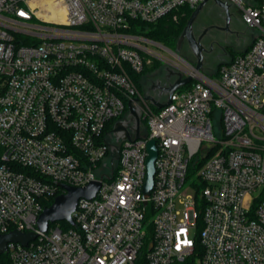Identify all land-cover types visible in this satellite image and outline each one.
Segmentation results:
<instances>
[{
	"label": "built area",
	"instance_id": "built-area-1",
	"mask_svg": "<svg viewBox=\"0 0 264 264\" xmlns=\"http://www.w3.org/2000/svg\"><path fill=\"white\" fill-rule=\"evenodd\" d=\"M202 1L0 0V234H36L8 242L0 264H264V0H227L255 32L217 75L170 60L194 81L164 106L131 75L143 53L166 59L131 26ZM129 102L139 135L129 124L116 140ZM91 181L74 225L37 228L60 183Z\"/></svg>",
	"mask_w": 264,
	"mask_h": 264
},
{
	"label": "water",
	"instance_id": "water-1",
	"mask_svg": "<svg viewBox=\"0 0 264 264\" xmlns=\"http://www.w3.org/2000/svg\"><path fill=\"white\" fill-rule=\"evenodd\" d=\"M209 0H204L199 3L191 12L190 16L188 17L184 28L179 36L178 43L186 37L194 56L196 57V63L193 69L197 72L202 71L203 66V47L200 45L199 40L194 38L192 33V24L194 20L199 15L200 11L204 8L205 4ZM217 6L223 8L228 13V5L225 0H211ZM191 65V64H190ZM172 74L176 75V78L172 83H170L164 90L166 94L165 101H158L153 98L152 95L146 94L144 96L145 100L150 101L156 108H160L165 104L170 102V97L172 93L178 89L179 87L187 84L192 80V76L187 75L183 76L181 72L174 71L173 69L167 67ZM129 108V115L132 117L134 123L131 125V129L135 132L136 137L139 135L141 119H140V112L137 107L132 105L131 102L128 103ZM126 121H117L112 128V134L118 139H130V133L128 131ZM111 147L114 148L115 146L111 144ZM209 147V145H207ZM147 157L145 162V182L143 185V193L145 195L149 194L150 189L153 186V175L155 172L154 161L157 156V148L155 145V140L150 139L146 145ZM205 153L201 154V157H204ZM59 186L62 188L63 192L54 196L53 201L50 205L45 206L41 213L37 218V228L40 231H45L49 225V223L54 221H66L70 225H74V221L72 219V213L76 207L77 200L79 198H92L94 197L95 193L97 192L100 182L99 181H91L87 183L85 186H71L67 184L60 183ZM34 232H21L17 230H12L4 234H0V253H2L6 249V244L8 242H19L23 245H26L28 241L32 240L35 237Z\"/></svg>",
	"mask_w": 264,
	"mask_h": 264
},
{
	"label": "flooded vegetation",
	"instance_id": "flooded-vegetation-1",
	"mask_svg": "<svg viewBox=\"0 0 264 264\" xmlns=\"http://www.w3.org/2000/svg\"><path fill=\"white\" fill-rule=\"evenodd\" d=\"M225 1L228 5V13L223 8L214 4V11L212 14L204 13V16L202 14V11L204 10L203 8L192 24V33L194 38L199 40L200 45L203 47V65L209 57L210 61L213 62L215 58H219V55H227L228 52L226 47L235 43L237 38H239L238 30L243 27L247 28L245 24L239 23L240 21H238V19H241V17L234 5L227 0ZM200 14L203 16H200ZM199 17H204V20H200ZM178 40L179 37L177 38L175 44L178 51L183 54L194 55L186 37H184L179 43ZM175 78L176 75L172 74V72L167 68H164V72L162 74L152 78H147L142 92L143 97L148 94L152 95L153 98L158 101H165L166 94L164 90L174 81ZM146 101L149 106L155 107L150 101ZM126 123L127 125L134 123L131 116Z\"/></svg>",
	"mask_w": 264,
	"mask_h": 264
},
{
	"label": "rangeland",
	"instance_id": "rangeland-1",
	"mask_svg": "<svg viewBox=\"0 0 264 264\" xmlns=\"http://www.w3.org/2000/svg\"><path fill=\"white\" fill-rule=\"evenodd\" d=\"M246 3L248 4H254L253 0H244ZM214 3L209 0L207 2V4L204 6V10L202 11V14L205 16L204 13H208V14H212L214 11ZM200 14V16L202 15ZM202 15V16H203ZM177 18V14L173 13L172 19H176ZM200 18V17H199ZM204 17L200 18V20H204ZM238 21H240L239 23L244 24L242 22L241 19H238ZM237 23V22H234ZM239 38H237L235 43H232L231 45H229V47L227 46V55L226 54H221L219 55V58H215L213 62L210 61V57L208 59H206V61L204 62L203 65V69L202 71L204 72V74L207 75H211V76H215L217 75L218 72V67L221 66L223 63L227 62V60H229L236 52H239L241 50H244L246 47L249 46V44L251 43L254 34L252 32H255V30L253 29L252 31L247 27H243L240 28L239 30ZM142 35V34H141ZM144 37H146L145 35H142ZM180 36V35H179ZM149 41L148 42H143V45L152 50L153 52H155L156 54L162 56L163 58H166L164 60H160L154 56L148 55V54H144V67L146 66H151L149 69H147L141 76L140 81L142 82V86L138 87L140 92H143L144 90V83L146 82L147 78H152L155 76H158L160 74H162L164 72V68H171V69H175L174 67H172L170 65V63H172L170 60H173L174 62H178V61H185L189 64H191L192 66L195 65L196 63V57L192 54H183L180 51L177 50V48L174 47H168L165 46L164 44L155 41L149 37H146ZM176 58V59H174ZM155 65H154V64ZM175 71V70H174ZM181 90L183 89L182 87L180 88ZM65 227V226H64Z\"/></svg>",
	"mask_w": 264,
	"mask_h": 264
},
{
	"label": "trees",
	"instance_id": "trees-1",
	"mask_svg": "<svg viewBox=\"0 0 264 264\" xmlns=\"http://www.w3.org/2000/svg\"><path fill=\"white\" fill-rule=\"evenodd\" d=\"M257 4V1H256ZM193 9L189 8L188 6H183L179 8L178 10H175L168 15H165L158 19L154 23H145L141 21H136L131 28L129 29L130 32L138 33L145 35L146 37H149L155 41H158L165 46L168 47H174L177 41V38L181 34L184 25L190 16ZM173 13L177 14V18L174 20L172 19ZM250 45V44H249ZM249 47V46H248ZM248 47H246L244 50H241L239 52H236L231 58H233L238 53H244ZM230 58V59H231ZM228 61V60H227ZM154 64V63H153ZM155 65V64H154ZM152 66V65H151ZM151 66H143L142 70L138 74H131L134 78L135 82L137 83L138 87L142 86V82L140 81V78L142 74L149 69ZM220 66L218 67L219 70ZM218 73V72H217ZM194 80H191L187 84H185L184 87H190L192 85ZM143 88V87H141ZM55 196V195H54ZM54 196L49 197L44 201V206H48L53 201ZM62 226L68 227L69 224L66 221H61Z\"/></svg>",
	"mask_w": 264,
	"mask_h": 264
},
{
	"label": "crops",
	"instance_id": "crops-1",
	"mask_svg": "<svg viewBox=\"0 0 264 264\" xmlns=\"http://www.w3.org/2000/svg\"><path fill=\"white\" fill-rule=\"evenodd\" d=\"M252 31V30H251ZM253 33V32H252ZM202 73H204L203 71H201ZM207 75V74H206ZM209 76V75H208ZM211 76V75H210Z\"/></svg>",
	"mask_w": 264,
	"mask_h": 264
}]
</instances>
